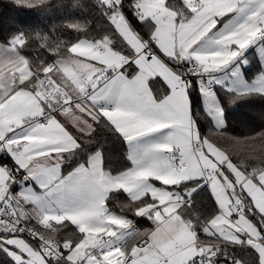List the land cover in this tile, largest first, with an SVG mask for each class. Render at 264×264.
Masks as SVG:
<instances>
[{"label":"snow or ice","instance_id":"1","mask_svg":"<svg viewBox=\"0 0 264 264\" xmlns=\"http://www.w3.org/2000/svg\"><path fill=\"white\" fill-rule=\"evenodd\" d=\"M13 2L36 7L45 0ZM100 2L122 47H113L112 34L68 42L32 29L0 42V152L15 165L0 162L4 264H244L221 254L224 241L250 247L257 264H264V129L228 139L219 131L224 110L216 107V131L202 137L188 96L190 77L207 74V81L196 83L215 98L212 84L219 81L211 74L264 39V0H182V7L176 0H129L132 15L148 27L146 36L133 27L122 0ZM231 13L241 22L218 31L212 47L202 46ZM67 27L81 31L85 25ZM26 47L43 48L55 59L33 64L23 55ZM182 62L188 65L180 69ZM257 81L264 85V70L245 87ZM164 85L167 94L158 96ZM258 91L264 93V86ZM104 122L130 145L169 131L130 155L133 167L121 174L104 168L99 149L62 174L64 153L82 139L66 123L89 135ZM17 183L23 187L13 191ZM205 187L216 211L190 218L193 194ZM121 189L129 202L117 214L106 196ZM125 210L152 226L137 227ZM66 222L77 233L61 240Z\"/></svg>","mask_w":264,"mask_h":264},{"label":"trees","instance_id":"2","mask_svg":"<svg viewBox=\"0 0 264 264\" xmlns=\"http://www.w3.org/2000/svg\"><path fill=\"white\" fill-rule=\"evenodd\" d=\"M128 2L129 0H124L125 14L133 27L146 36L148 33L146 23L140 22L132 15L131 9L127 7ZM176 6L182 7V0H176ZM103 8L102 3L97 0H45V3L36 7H23L15 4L13 0H0V42L6 43L8 37L21 29H32L49 33L56 39L68 42H75L81 38L95 40L105 34H112L116 41L113 47H122V40L104 15ZM71 22H81L85 27L81 31L71 29L67 27ZM22 52L33 64L48 63L55 59L53 54L43 48L26 47ZM247 55L250 64L244 69V77L253 81L257 74L264 70V64L254 50L248 52ZM177 67L183 69L187 66L184 64ZM197 80L198 76L192 77L190 99L194 118L203 137L216 131V124L205 109L204 97L196 83ZM161 88L159 93H156L158 96L164 95L166 91L165 87ZM218 95L226 121V124L219 129L224 137L228 139L248 138L264 129V93L256 89L238 91L218 87ZM66 125L70 131L82 139L79 140V148L64 153L63 174L74 169L80 162H86L88 156L97 149L103 153V166L110 173L116 174L131 166L126 141L107 122L97 125L95 131L89 135L76 133V129L70 123ZM223 142L225 141L221 140V143ZM233 159L235 160L236 157ZM0 162H6L10 167L15 168L8 155ZM249 163H254V161H249ZM106 202L110 211L120 214L121 209L128 204L129 196L122 189L112 190ZM215 211L216 204L211 198V193L206 187L203 191L197 189V193L193 194V203L187 212L190 218L203 220L214 215ZM125 214L133 219L141 229L152 226L151 221L146 217L133 216L127 210ZM66 224L67 226L60 229L59 238L61 240L77 233L76 226L67 222ZM133 243L135 239L129 241L130 245ZM219 247L223 251L239 256L244 264H257V258L252 254L253 250L244 244L233 245L224 241L219 243ZM5 259L6 254L0 252V264H4Z\"/></svg>","mask_w":264,"mask_h":264},{"label":"crops","instance_id":"3","mask_svg":"<svg viewBox=\"0 0 264 264\" xmlns=\"http://www.w3.org/2000/svg\"><path fill=\"white\" fill-rule=\"evenodd\" d=\"M241 19H242V18H241V16H240L238 13H231V14H229L226 18H222V21H223V20H226V21H227V24H224V23L218 24L217 28H216V29H213V31H212L211 33H209L208 37H206L203 41H201L200 44H201L202 46H204V47H208V48L212 47L211 40H214V39L216 38V34H217L218 31H226V30L230 29L231 27L235 26V24L241 22ZM261 45L264 46V42H262L261 40L255 42V43H253V44H251V45H249V46H248V47L242 52V54H241L238 58H236L232 63H230L227 67L222 68V69L218 70L217 72L213 73V77L215 78V80H216V81H219L217 78L222 77L224 73H230L231 71L233 72V71L237 68V64H242V61H243V60H245V59H249L247 53L250 52L251 50H254L255 52H257V54H258V56H259V52H258V51H259V48H260ZM0 51H3V49H0ZM249 61H250V60H249ZM184 64L187 66V65H188V62H182V63H181L180 65H178V66H181V65H184ZM249 64H250V63H248L247 65H242V71H243V72H242V71L240 72V74H239L240 77L242 76V73H243V75H244V69H245L246 67H248ZM238 69H239V68H238ZM131 74H132V70L130 69V70H129V75H131ZM205 75H207V74H205ZM157 79H159L160 82H161V84L163 85V81H162V79H160V78H157ZM255 79H256V78H255ZM255 79H254V80H255ZM254 80H253V81H254ZM253 81H249V83L252 84ZM243 83H247V82H243ZM215 84H216L215 91H214V92H215V98H209V97L203 95V97H204V106H205V109H206L207 113L210 115V117H212L213 120H214V114H215L214 106L217 107V104L220 103V101H219V99H218V87H224L223 85L220 86V81H219V83H215ZM222 84H223V83H222ZM238 85H239V86H243V85H241V84H238ZM238 85H237V86H238ZM237 86H232V87L229 88V89L240 91L239 89H237ZM261 86H264V85H261L260 82L257 81V83H256L254 89L258 90ZM163 87L166 88V91H165V93H164V95H165V94H167V86L164 85ZM225 88H227V87H225ZM161 89H163V88H161ZM188 96H189V99H190V88L188 89ZM190 102H191V99H190ZM220 107L223 108L221 103H220ZM190 108H191V115H192V117H193V119H194V121H195V127H196V128L198 129V131H199V127H198L197 122H196V120H195V118H194V115H193L192 105H191V104H190ZM58 119H61L62 122L64 121V118H63V117H59V116H58ZM224 119H225V117H224ZM214 123H215V120H214ZM225 124H226V121H224L223 126H224ZM65 126L67 127V125H65ZM223 126H222V127H223ZM67 128H68V127H67ZM168 131H169V129H164V130H160V131H158V132L152 133V134H150L149 136H147V137H143V138H141L139 141L134 142V143L131 144V145H130L128 142H126V144H127V148H128V154H129V156L132 155V154H135V152H138V151H139L140 149H142L144 146H147V145H150V144H152V143H154V142H158V141L163 140L164 136L167 134ZM199 133H200V131H199ZM200 135H201V133H200ZM201 136H202V135H201ZM79 143H80V142H79ZM130 160H131V159H130ZM132 167H133V161L131 160V166H130L128 169H130V168H132ZM72 170H73V169H72ZM72 170H71V171H72ZM126 170H127V169H126ZM71 171H69V172H71ZM107 171H108V170H107ZM124 171H125V170H123V171H121V172H118V173H116V174H113V173H111V174H112V175H117V174H121V173H123ZM61 172H62V174H63L62 166H61ZM108 172H109V171H108ZM64 175H67V173L64 174ZM26 183H34V182H32V181H27ZM34 186H35V185H34ZM22 187H23V185L17 183V184H15V185H13V191H19V190H21ZM110 191H112V190H110ZM110 191L108 192V194L110 193ZM108 194H107V196H108ZM107 196H106V198H107ZM29 223L35 225L36 227H39V225H36V222H35L34 219L30 220ZM68 224H70V223H68Z\"/></svg>","mask_w":264,"mask_h":264},{"label":"rangeland","instance_id":"4","mask_svg":"<svg viewBox=\"0 0 264 264\" xmlns=\"http://www.w3.org/2000/svg\"><path fill=\"white\" fill-rule=\"evenodd\" d=\"M258 52H259L260 61L264 62V46L263 45L260 46ZM248 63H250L249 59H245L242 61V64H237V68L233 72L231 71L230 73H224L222 77L217 78L220 81V86L223 85L224 87H227L229 89L232 86H237L238 84H241L243 86H239V85L237 86V89H239L240 91H247L250 89H254L255 87L253 88L245 87L246 84L247 85H252V84L249 83V80L245 79L243 73L241 77L239 76L240 72L242 71V65H247ZM243 82H247V83H243ZM218 99L220 101L219 95H218ZM220 103L217 104V107H220ZM214 109H216V106H214ZM223 121H225L224 115H223Z\"/></svg>","mask_w":264,"mask_h":264},{"label":"built area","instance_id":"5","mask_svg":"<svg viewBox=\"0 0 264 264\" xmlns=\"http://www.w3.org/2000/svg\"><path fill=\"white\" fill-rule=\"evenodd\" d=\"M97 1H100V0H97ZM122 2L124 3V0H122ZM261 41L262 42H264V39H261ZM194 76H198V79H203V80H205V81H207V79H208V75H204V76H200L199 74H197V75H194ZM211 76H213V73L211 74ZM192 77L193 76H191L190 78H191V80H192ZM192 87V86H191ZM190 87V88H191ZM215 87H216V84L215 83H213L212 84V89H213V91H215ZM7 154L5 153V152H0V161H1V159L3 158V157H5ZM135 222V221H134ZM136 224V223H135ZM136 226L138 227V225L136 224ZM221 250V249H220ZM225 251H223V250H221V254H223ZM228 252V251H227ZM230 254H233V255H235L234 253H232V252H229ZM236 256V255H235Z\"/></svg>","mask_w":264,"mask_h":264}]
</instances>
